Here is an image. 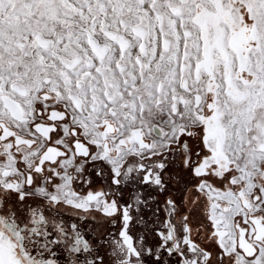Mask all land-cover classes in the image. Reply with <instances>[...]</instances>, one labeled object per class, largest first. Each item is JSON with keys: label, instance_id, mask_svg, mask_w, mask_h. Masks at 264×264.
<instances>
[{"label": "snow or ice", "instance_id": "1", "mask_svg": "<svg viewBox=\"0 0 264 264\" xmlns=\"http://www.w3.org/2000/svg\"><path fill=\"white\" fill-rule=\"evenodd\" d=\"M0 264H264V0H0Z\"/></svg>", "mask_w": 264, "mask_h": 264}]
</instances>
